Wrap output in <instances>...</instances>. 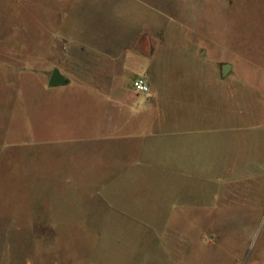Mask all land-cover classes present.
<instances>
[{
    "label": "rangeland",
    "instance_id": "rangeland-1",
    "mask_svg": "<svg viewBox=\"0 0 264 264\" xmlns=\"http://www.w3.org/2000/svg\"><path fill=\"white\" fill-rule=\"evenodd\" d=\"M0 264H264V0H0Z\"/></svg>",
    "mask_w": 264,
    "mask_h": 264
},
{
    "label": "crops",
    "instance_id": "crops-1",
    "mask_svg": "<svg viewBox=\"0 0 264 264\" xmlns=\"http://www.w3.org/2000/svg\"><path fill=\"white\" fill-rule=\"evenodd\" d=\"M149 58V56H148ZM148 58H142L141 61H145ZM148 81V84L150 85L151 88V92L149 94H140L139 96L136 97V101H137V105H146V109L142 110V114H146L148 111L152 112V117L155 118V122L156 124H158L159 127L155 126L154 130H152L153 135L152 136H162L163 135H167L165 134L166 131L165 129H161L162 126L167 125V121L172 120L174 121V123H172V126L170 128L169 135H170V141H166L167 139L163 140L162 142H159V139H157V141H154L153 143H151L149 140H146V142L144 143V145L142 146L145 150L146 149H151L153 148L154 151L152 152V154L150 156H147L146 153H144L141 158H142V162L140 163H149V164H157V165H161V164H181L183 162H185L184 159H189L190 157H184L181 156L179 154V152L174 153V150H182L179 149L181 146H184L181 140L182 136H186L184 134H190L191 132H193L192 130H190L189 128H185L186 126H182L179 123V120L177 119V116L171 115L173 112H169L166 111L165 109H162L163 104H162V99L163 97H161L156 91V86L155 83L151 77L150 74L146 73L143 74L142 76ZM135 107V106H133ZM135 109V108H134ZM162 110L164 114H161V121L159 120V115L158 113L156 114V110ZM135 111H137L135 109ZM151 116V115H150ZM139 128V127H137ZM151 131V132H152ZM149 128L145 127V122L143 124H141V128L136 132V135H139L138 137H144V138H149L151 135L148 134ZM189 145V143H187ZM174 148V149H172ZM144 150V152H145ZM183 151V150H182ZM146 173L143 174H139V175H133V177H136V179H144V175ZM160 175V176H159ZM160 177H162V174H149L148 178H146L145 180H157L160 179Z\"/></svg>",
    "mask_w": 264,
    "mask_h": 264
},
{
    "label": "built area",
    "instance_id": "built-area-1",
    "mask_svg": "<svg viewBox=\"0 0 264 264\" xmlns=\"http://www.w3.org/2000/svg\"><path fill=\"white\" fill-rule=\"evenodd\" d=\"M133 87L134 90L139 94H149L151 92L148 81L143 77L137 78L133 83Z\"/></svg>",
    "mask_w": 264,
    "mask_h": 264
},
{
    "label": "water",
    "instance_id": "water-1",
    "mask_svg": "<svg viewBox=\"0 0 264 264\" xmlns=\"http://www.w3.org/2000/svg\"><path fill=\"white\" fill-rule=\"evenodd\" d=\"M68 82L67 78L58 70L55 69L49 80V84L52 87L66 85Z\"/></svg>",
    "mask_w": 264,
    "mask_h": 264
}]
</instances>
